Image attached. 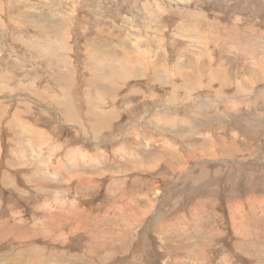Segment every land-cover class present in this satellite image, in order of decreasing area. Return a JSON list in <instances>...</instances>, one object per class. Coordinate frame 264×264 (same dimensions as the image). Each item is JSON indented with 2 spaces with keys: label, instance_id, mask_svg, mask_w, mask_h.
I'll use <instances>...</instances> for the list:
<instances>
[{
  "label": "rangeland",
  "instance_id": "374dc122",
  "mask_svg": "<svg viewBox=\"0 0 264 264\" xmlns=\"http://www.w3.org/2000/svg\"><path fill=\"white\" fill-rule=\"evenodd\" d=\"M0 264H264V0H0Z\"/></svg>",
  "mask_w": 264,
  "mask_h": 264
},
{
  "label": "bare ground",
  "instance_id": "6f19581e",
  "mask_svg": "<svg viewBox=\"0 0 264 264\" xmlns=\"http://www.w3.org/2000/svg\"><path fill=\"white\" fill-rule=\"evenodd\" d=\"M135 11V10H134ZM76 13V12H75ZM50 16V15H49ZM153 35V34H152ZM69 40V39H68ZM129 40V39H128ZM70 41V40H69ZM57 42H59L60 44H61V42H60V40H58L57 39ZM63 42H64V37H63V41H62V44H63ZM66 44H67V41H66ZM68 45V44H67ZM62 49H64V44H63V47H61ZM5 49V48H4ZM49 51H51V50H49ZM2 55V54H1ZM155 55V54H154ZM143 57V56H142ZM71 58V57H70ZM93 58H94V56H93ZM147 58V57H146ZM189 60H191V59H189ZM195 60V59H194ZM106 61V60H105ZM134 61V60H133ZM150 61V60H149ZM188 61V60H187ZM95 63H97V62H95ZM136 63V62H135ZM148 63V62H147ZM196 63V62H195ZM100 64V63H99ZM156 65V64H155ZM198 65V64H197ZM126 66V65H125ZM160 66V65H159ZM199 66V65H198ZM120 67V66H119ZM127 67V66H126ZM181 67V66H180ZM201 67H203V66H199V68L198 69H200ZM133 69V68H132ZM190 69V68H189ZM70 70H71V68H70ZM114 70V69H113ZM128 71V70H127ZM190 71V70H189ZM198 71V70H197ZM196 71V72H197ZM205 71V70H204ZM259 71V70H258ZM97 72V71H96ZM125 72V71H124ZM176 72V71H175ZM187 72V71H186ZM194 72V71H193ZM195 72V73H196ZM123 73V72H122ZM121 73V74H122ZM156 73V72H155ZM198 73H200V72H198ZM219 73H221V72H219ZM251 73V72H250ZM249 73V74H250ZM157 74V73H156ZM253 74V73H252ZM181 75V74H180ZM216 76H217V78H218V74H215ZM220 75V74H219ZM159 76V75H158ZM182 76V75H181ZM184 76H185V78L186 79H188L189 77L186 75V74H184ZM193 76H194V74H193ZM196 76H198V75H196ZM105 77V76H104ZM212 77H214V76H212ZM229 77V76H228ZM224 78H225V76H224ZM127 79V78H126ZM196 79V78H195ZM228 79V78H227ZM226 79V80H227ZM214 80V79H213ZM223 80V79H222ZM221 80V81H222ZM108 81V80H107ZM127 81V80H126ZM219 81V80H218ZM124 82V81H123ZM154 82V81H153ZM197 82V81H196ZM215 82H217V81H215ZM225 82V81H224ZM227 82V81H226ZM223 84V83H222ZM146 85V84H145ZM93 87V86H92ZM155 90V89H154ZM222 95V94H221ZM220 99V98H219ZM59 106V105H58ZM64 108V107H63ZM67 109V108H66ZM51 111V110H50ZM68 113V112H67ZM66 114V113H65ZM72 115V114H71ZM66 116H67V114H66ZM73 116V115H72ZM64 117V116H63ZM91 124V123H90ZM37 137V136H36ZM41 141V140H40ZM33 145V144H32ZM48 152V151H47ZM79 152V151H78ZM38 154V153H37ZM53 154V153H52ZM57 155V154H56ZM106 156V155H105ZM55 158V157H54ZM74 159V158H73ZM94 159V158H93ZM65 160V159H64ZM67 164V163H66ZM75 165V164H74ZM77 165V164H76ZM95 167V166H94ZM144 168V167H143ZM73 169V168H72ZM78 179V178H77ZM83 180V179H82ZM52 182V181H51ZM69 182V181H68ZM80 202V201H79ZM81 208V207H80ZM128 212V211H127ZM45 225V224H44ZM35 227V226H34ZM41 229V228H40ZM132 229V228H131ZM192 251V250H191ZM40 252H42V251H40ZM43 253V252H42ZM61 253V252H60ZM203 253V252H202ZM197 254V253H196ZM42 256V255H41ZM197 258V257H196ZM201 260V259H200Z\"/></svg>",
  "mask_w": 264,
  "mask_h": 264
},
{
  "label": "trees",
  "instance_id": "16d2710c",
  "mask_svg": "<svg viewBox=\"0 0 264 264\" xmlns=\"http://www.w3.org/2000/svg\"><path fill=\"white\" fill-rule=\"evenodd\" d=\"M53 135V134H52Z\"/></svg>",
  "mask_w": 264,
  "mask_h": 264
}]
</instances>
